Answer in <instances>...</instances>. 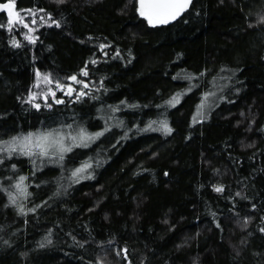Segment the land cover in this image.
Here are the masks:
<instances>
[{
  "label": "trees",
  "instance_id": "1",
  "mask_svg": "<svg viewBox=\"0 0 264 264\" xmlns=\"http://www.w3.org/2000/svg\"><path fill=\"white\" fill-rule=\"evenodd\" d=\"M139 8L15 0L29 27L11 30L0 9V264H264V0H191L155 25ZM80 128L102 135L63 160L7 150Z\"/></svg>",
  "mask_w": 264,
  "mask_h": 264
},
{
  "label": "snow or ice",
  "instance_id": "2",
  "mask_svg": "<svg viewBox=\"0 0 264 264\" xmlns=\"http://www.w3.org/2000/svg\"><path fill=\"white\" fill-rule=\"evenodd\" d=\"M62 2V0H61ZM191 3V0H139L140 8L139 12L141 16H144L147 18L148 22L150 24H167L170 20L176 19ZM0 9L7 10V16H8V25L9 30H11V26L13 24H19L22 25L24 28H28L29 25L24 22L25 17L21 15L20 12L15 11V0H9L7 3L0 4ZM28 14L33 17L31 23H36V13L31 12V10H27ZM29 41H32L33 38L29 35H26L25 37ZM15 43V41L13 42ZM95 63V61H93ZM82 75L87 76L88 72L86 68L82 70ZM37 78V84L36 87H39L40 83L43 82L44 84L51 85L54 83V81L51 78V75H41V73H36ZM70 80L76 82V83H82L80 80H78L77 76H71L69 77ZM191 79V77H189ZM56 88L60 91L64 92L66 88V94L71 95L75 89L69 84L64 85L61 84L58 80L55 81ZM84 87H87L85 84ZM191 90V87L188 89ZM183 93H177L174 95L170 100L166 101L165 103L170 106H175V104L179 103V98ZM36 93L33 92L29 98V102H32L36 99ZM44 100L47 101L49 95L53 99H55L56 93L54 91H51L49 89L48 92H45L44 94ZM84 95L83 92H80L79 96ZM210 94H205V100H207V97ZM56 103H62V100H55ZM37 109L40 108V104L34 105ZM48 107H51V105H46ZM203 108V104L200 105V108L197 111V116L201 115L200 109ZM196 118L194 117V120ZM152 123H156L153 121ZM161 128L163 131L170 133L172 129L168 126V123L166 120L161 121ZM68 128H71V125L67 126ZM149 128H151V124H149ZM99 135H102V133H95V134H89L87 131L83 128H80L77 135H72L70 132L65 135L64 131L62 129H52L40 133H29L26 136H23L22 138L14 137L11 144L8 146L7 150L9 151V154H11L12 151H16L17 147H19V151L23 155L32 156L36 153H34L33 149H37L39 152V155L41 156H49L51 154H58L59 159L63 160L64 156L63 154L65 152L72 151L71 147H65V140L70 139L73 142H76L77 139H79L80 144L76 146H87L85 143L86 141L94 140ZM18 142V143H17ZM5 144H8L9 142H4ZM6 149L3 147H0V151H5ZM88 167H90L89 164L85 163L82 167L77 168L75 171L72 172V177H80V174L83 173ZM83 178V177H80ZM27 180V177L20 176L19 182H17L14 187L18 191L19 195L27 198L30 193L27 192V185L24 183ZM78 182V180H77ZM222 188H217L216 191H222ZM11 202L13 204H16V198L15 196H11ZM20 211L23 213L24 208L21 206ZM31 211H34V209H31ZM122 252L124 255H127V249H122ZM117 255H120L118 252ZM99 264H102V262H99Z\"/></svg>",
  "mask_w": 264,
  "mask_h": 264
},
{
  "label": "rangeland",
  "instance_id": "3",
  "mask_svg": "<svg viewBox=\"0 0 264 264\" xmlns=\"http://www.w3.org/2000/svg\"><path fill=\"white\" fill-rule=\"evenodd\" d=\"M48 87H49V85L48 84H43V85H39V89H41V88H43V89H48ZM45 92L43 91V90H39V91H37V96H40V98H42V97H44V94Z\"/></svg>",
  "mask_w": 264,
  "mask_h": 264
},
{
  "label": "water",
  "instance_id": "4",
  "mask_svg": "<svg viewBox=\"0 0 264 264\" xmlns=\"http://www.w3.org/2000/svg\"><path fill=\"white\" fill-rule=\"evenodd\" d=\"M181 14H182V13H181ZM181 14H180V15H181ZM180 15H179V16H180ZM179 16H178V17H179ZM178 17H177V18H178ZM174 20H175V19H174ZM170 21H172V20H170Z\"/></svg>",
  "mask_w": 264,
  "mask_h": 264
}]
</instances>
